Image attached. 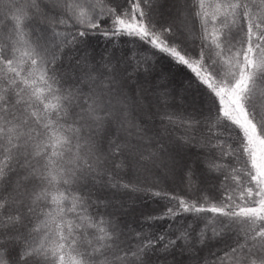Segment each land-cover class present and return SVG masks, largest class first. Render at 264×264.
<instances>
[{"label":"snow or ice","instance_id":"1","mask_svg":"<svg viewBox=\"0 0 264 264\" xmlns=\"http://www.w3.org/2000/svg\"><path fill=\"white\" fill-rule=\"evenodd\" d=\"M0 264H264V0H0Z\"/></svg>","mask_w":264,"mask_h":264}]
</instances>
